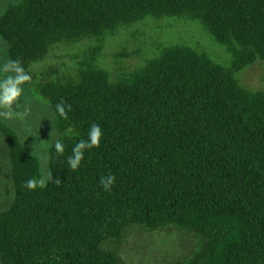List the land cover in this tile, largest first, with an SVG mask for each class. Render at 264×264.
I'll return each mask as SVG.
<instances>
[{
    "label": "trees",
    "instance_id": "16d2710c",
    "mask_svg": "<svg viewBox=\"0 0 264 264\" xmlns=\"http://www.w3.org/2000/svg\"><path fill=\"white\" fill-rule=\"evenodd\" d=\"M166 19L200 25L229 65L187 45L158 47L133 70L100 64L106 40ZM0 39L31 77L61 47L86 46L71 66L28 82L64 144L62 155L48 150L46 187H24L42 175L40 161L0 119L14 186L0 212L1 264H127L107 246L134 229L194 239L175 264H264V92L237 78L264 62V0H16ZM93 123L100 146L73 171L67 159Z\"/></svg>",
    "mask_w": 264,
    "mask_h": 264
},
{
    "label": "rangeland",
    "instance_id": "374dc122",
    "mask_svg": "<svg viewBox=\"0 0 264 264\" xmlns=\"http://www.w3.org/2000/svg\"><path fill=\"white\" fill-rule=\"evenodd\" d=\"M14 2L16 0H0V16ZM169 45L197 48L224 66L231 61L225 48L218 45L200 25L166 19L145 21L106 40L100 64L111 72L120 68L133 70L153 56L158 47ZM3 47L0 43V48ZM84 49V44L61 47L54 58L35 68L32 77L39 76L50 67L71 66L75 62L73 59L82 55ZM237 78L245 88L264 92V62L246 68L237 74ZM18 104L20 107L14 105L13 110L21 115L2 120L15 129L24 148L39 159L41 173L49 171L48 150L60 138L53 112L46 101L32 93L29 83L23 85ZM13 200L12 165L7 143L0 133V212L7 210ZM194 244L196 241L188 235L167 231L149 234L134 229L126 232L122 241L110 242L107 248L116 252L127 264H175L190 256Z\"/></svg>",
    "mask_w": 264,
    "mask_h": 264
},
{
    "label": "clouds",
    "instance_id": "9594fccd",
    "mask_svg": "<svg viewBox=\"0 0 264 264\" xmlns=\"http://www.w3.org/2000/svg\"><path fill=\"white\" fill-rule=\"evenodd\" d=\"M3 43L4 47L0 48V119L11 120L14 116L21 115L19 112L13 110L15 105L20 107L18 101L23 93V85L31 81L32 77L19 60H12L6 55L7 43ZM68 110H71V106H67ZM56 111L58 114L67 118V111L63 101L56 105ZM103 132L98 124L93 123L88 131V139L80 140L72 149V155L68 157L67 163L71 170L76 171L82 160L84 159L85 150H91L98 148L101 143ZM55 152L62 155L64 153V144L60 140H56L54 143ZM44 159V157H42ZM53 176L50 171H44L39 178H31L24 184L29 190H36L37 188H44L48 181H52ZM116 177L109 173L106 176H102L100 179V185L104 191H110L111 187L115 184ZM54 182L59 185L61 182L55 179Z\"/></svg>",
    "mask_w": 264,
    "mask_h": 264
}]
</instances>
